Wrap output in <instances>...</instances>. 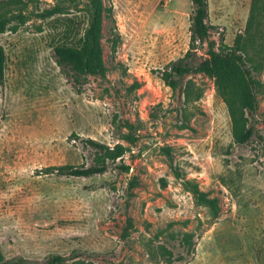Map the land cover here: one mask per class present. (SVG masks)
<instances>
[{
  "label": "rangeland",
  "instance_id": "rangeland-1",
  "mask_svg": "<svg viewBox=\"0 0 264 264\" xmlns=\"http://www.w3.org/2000/svg\"><path fill=\"white\" fill-rule=\"evenodd\" d=\"M91 0H27L29 10L59 6L0 34L6 60L0 82V249L6 260L67 264H264V68L254 71L257 135L234 143L215 80L201 72L176 90L160 71L192 52L190 0H102L112 8L118 42L102 32L104 78L74 84L52 46L82 35ZM252 0H207L208 42L233 47L249 28ZM254 29V30H253ZM197 45V44H196ZM248 57L258 62L255 51ZM259 66V65H258ZM189 85L190 98L185 87ZM132 133V140L126 137ZM84 139L125 154L91 177L45 174L65 164L89 166ZM215 199L218 217L197 205L171 170ZM125 165L128 170L117 167ZM194 235V251L180 243Z\"/></svg>",
  "mask_w": 264,
  "mask_h": 264
},
{
  "label": "trees",
  "instance_id": "trees-1",
  "mask_svg": "<svg viewBox=\"0 0 264 264\" xmlns=\"http://www.w3.org/2000/svg\"><path fill=\"white\" fill-rule=\"evenodd\" d=\"M193 5L190 25V46L191 50L198 49L206 44L208 60L198 63L192 62V52L185 57L168 64L160 71L159 78L172 90H176L183 84V79L190 73L201 72L211 76L215 80L217 94L226 105L230 122L232 138L235 144L243 145L257 135L254 124L255 115L258 110V101L255 89L259 82L254 79L253 72L264 65V34L262 31H255L245 42L237 41L233 47L226 45L220 39L217 49L214 42H208L210 25L207 23L208 5L207 0H190ZM61 12L59 6L42 9L41 11L29 10L27 0H0V34L5 32H16L32 18L47 20ZM264 26V0L251 1V15L249 28L255 25ZM108 29L106 41L114 48L119 38L115 31L112 8L105 6L102 0H91L88 6L87 25L82 35L68 41L57 42L52 46L53 56L57 65L66 69V75L71 78L74 84H81L89 75L104 78L106 67L103 64L100 40L102 32ZM254 30V29H253ZM197 44V45H196ZM255 51L258 62L248 57V48ZM6 56L0 46V82L3 80ZM262 62V63H261ZM259 65V66H258ZM264 68V66H263ZM186 99L190 98L189 85L186 84ZM132 133L126 136L132 140ZM83 143L94 151V162L89 165L74 166L70 164L44 169L45 174L56 173L58 176L70 177H91L103 174L109 166L121 158L127 148L115 144L110 147L92 139H84ZM162 151L172 162L170 150L163 148ZM121 170H128L125 165L117 167ZM171 170L176 178L182 181L184 189L189 191L197 205L209 209L212 218L218 217L219 208L215 199L208 198L198 186L189 180H185L179 170L171 163ZM194 235L184 233L180 243L185 247L187 253H193ZM78 258L61 255H53L41 263H28L24 259L6 260L0 249V264H67L69 260Z\"/></svg>",
  "mask_w": 264,
  "mask_h": 264
}]
</instances>
